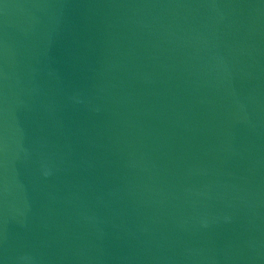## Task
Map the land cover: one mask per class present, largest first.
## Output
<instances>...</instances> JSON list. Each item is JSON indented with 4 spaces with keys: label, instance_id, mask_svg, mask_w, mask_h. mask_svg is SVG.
<instances>
[{
    "label": "water",
    "instance_id": "95a60500",
    "mask_svg": "<svg viewBox=\"0 0 264 264\" xmlns=\"http://www.w3.org/2000/svg\"><path fill=\"white\" fill-rule=\"evenodd\" d=\"M0 264H264V0H0Z\"/></svg>",
    "mask_w": 264,
    "mask_h": 264
}]
</instances>
